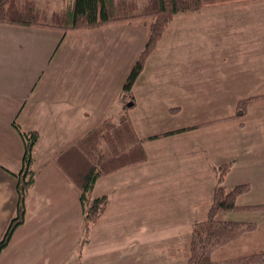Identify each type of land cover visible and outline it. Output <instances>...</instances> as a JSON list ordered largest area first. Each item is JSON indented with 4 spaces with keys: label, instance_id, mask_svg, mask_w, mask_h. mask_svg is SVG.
<instances>
[{
    "label": "crops",
    "instance_id": "obj_1",
    "mask_svg": "<svg viewBox=\"0 0 264 264\" xmlns=\"http://www.w3.org/2000/svg\"><path fill=\"white\" fill-rule=\"evenodd\" d=\"M32 1L37 7L42 8L46 3L53 6L54 3L57 7H53L58 8L73 0ZM87 31L89 29L64 31L0 24V241L15 214L16 175L22 170L25 153L23 139L15 124L22 131L39 134L34 161L37 178L27 196L25 223L0 255V264L10 252L12 261L8 264H61L68 256L69 243L75 248L81 241L84 225L81 193L57 165L56 158L98 127L111 113L112 105L108 109L100 105V95L106 94L94 84L101 80L100 64L90 58L93 62L87 64L89 73H84L79 65L63 75L65 59L58 52L71 32H77L71 43L73 48L85 44L90 37ZM153 103L151 113H158V102ZM124 104L121 103L122 108ZM132 105L124 106L128 108L124 115ZM122 108H115V111L124 112ZM163 109L171 113L179 108L167 105ZM225 121L228 120L171 127L165 133L147 137L140 136L133 124L147 161L97 180L93 195L108 196L109 205L95 228L103 222L118 220L123 225H136L134 231L139 232L140 247L144 249L140 255L143 256L149 246H162L164 238L191 237L192 226L196 223L181 222L179 216L185 218L197 214L199 222L207 218L212 192L217 185L215 169L230 165L231 171L234 161L231 164L225 160L239 151V144L227 142L226 130L221 125ZM219 160L225 164H219ZM200 186L204 188L203 193ZM200 194L206 197L198 199ZM148 200L152 203L150 207ZM164 204L167 209L176 210L173 220H165ZM239 208H264V203L239 205ZM153 215L154 220L149 221ZM170 223L174 229L167 232L160 228L156 231L157 236L150 235V240L156 242L148 241L149 224ZM253 225L264 236V225ZM168 235H172L170 239ZM127 238V245L110 250L116 253L132 247L131 235ZM91 243L92 239L88 245ZM243 249L248 250V246ZM124 257L131 258L132 255L124 253Z\"/></svg>",
    "mask_w": 264,
    "mask_h": 264
},
{
    "label": "rangeland",
    "instance_id": "obj_2",
    "mask_svg": "<svg viewBox=\"0 0 264 264\" xmlns=\"http://www.w3.org/2000/svg\"><path fill=\"white\" fill-rule=\"evenodd\" d=\"M244 3L208 5L199 12L177 15L169 33L149 56L143 72L128 92L123 86L149 35L147 23L151 17L142 15L144 8L141 5L134 14L142 17L90 29L87 42L76 45V48L71 43L77 32H71L58 55L65 59V71L61 70L63 75L79 65L84 73H89L87 64L93 62L90 58L100 64L101 80L94 82L98 89L106 92L100 95V105L106 109L112 105L111 113L100 124L125 114L124 110L131 103L135 105L128 110L127 116L142 137L165 133L171 127L183 128L227 119L221 124L222 129L226 130L228 144H239V151L225 160L231 164L234 161L225 186L231 189L235 185L247 184L250 190L239 196L237 210L220 217L225 221L263 226L264 208L239 210V205L264 203V99L257 98L264 96V0ZM53 6L57 7L54 3ZM243 100H249L247 113L242 118L235 117L237 106ZM155 101L160 111L151 113L150 107ZM121 103H126L123 108ZM167 105H176L179 109L170 113L163 109ZM115 108H122L124 112L115 111ZM225 161L219 160L218 163L225 164ZM199 188L203 193V186ZM201 194L198 199L206 197ZM148 204L150 207V200ZM174 212L176 210L167 209L164 204L165 220L170 221ZM154 218L153 215L149 221ZM199 219L197 214L185 218L179 216L181 222L190 220L193 224ZM136 227L134 224L123 225L119 220L103 222L91 234L90 245L79 243L73 248L69 243L68 256L61 264H187L190 236L172 240L164 238L162 246H149L143 256L140 255L144 249L140 247L139 232L134 231ZM160 228L170 232L175 226L171 223L149 224V242H156L150 240V235L157 236L156 231ZM130 235L132 247L116 253L110 250L127 245ZM248 237L249 240L260 238L258 241L264 243V236L257 227ZM255 243L251 241V246ZM129 252L132 257L123 258V254ZM240 253L237 241L215 251L212 259L228 261ZM3 259L2 264H8L12 261V253Z\"/></svg>",
    "mask_w": 264,
    "mask_h": 264
},
{
    "label": "trees",
    "instance_id": "obj_3",
    "mask_svg": "<svg viewBox=\"0 0 264 264\" xmlns=\"http://www.w3.org/2000/svg\"><path fill=\"white\" fill-rule=\"evenodd\" d=\"M245 1L247 0H73L62 7L55 8L46 3L41 8L32 0H0V24L73 31L96 29L114 22L130 21L142 15L150 16L147 42L123 86V90L128 92L177 15L199 12L208 5L237 2L245 4ZM140 5L144 8L142 15L134 14ZM257 98L264 99V96ZM248 101H240L235 117L242 118L246 115ZM15 127L23 139L25 153L22 170L16 175L17 206L0 241V255L11 243L17 229L25 223L27 196L37 178L34 161L39 134L36 131H22L16 124ZM156 138L158 137L151 139ZM146 161L147 155L141 140L130 119L124 114L115 120L103 121L56 158L57 165L81 193L84 222L81 245L90 243L93 229L109 205L108 196H93L97 180ZM215 172L217 185L212 192L207 218L191 229L187 264H264V245L258 241L260 238L249 240L248 237L255 225L225 221L220 217L238 209L237 199L249 192V185H237L231 189L224 186L230 165H223L215 169ZM237 241L241 252L237 258L223 262L213 261L215 251L236 244ZM251 241L258 243L251 246ZM244 246H248V250H244Z\"/></svg>",
    "mask_w": 264,
    "mask_h": 264
},
{
    "label": "water",
    "instance_id": "obj_4",
    "mask_svg": "<svg viewBox=\"0 0 264 264\" xmlns=\"http://www.w3.org/2000/svg\"><path fill=\"white\" fill-rule=\"evenodd\" d=\"M129 105H132V104H129Z\"/></svg>",
    "mask_w": 264,
    "mask_h": 264
}]
</instances>
